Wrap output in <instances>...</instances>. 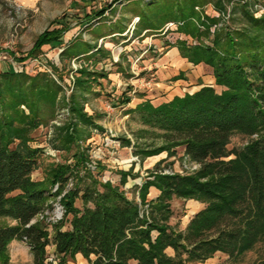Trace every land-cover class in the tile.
<instances>
[{
    "label": "trees",
    "instance_id": "16d2710c",
    "mask_svg": "<svg viewBox=\"0 0 264 264\" xmlns=\"http://www.w3.org/2000/svg\"><path fill=\"white\" fill-rule=\"evenodd\" d=\"M202 4L181 0L138 12L140 31L155 33L179 23L178 32L196 43L179 40L169 46L178 47L190 63L210 67L215 85L223 88L218 93L204 86L159 105L145 100L129 110L144 125L163 130L168 147H184L185 155L200 165L193 174L150 172L139 187V201L129 199L120 185L94 179L81 145L91 137L84 128L94 125V117L75 95L71 110L76 121L58 135L60 148L75 149L74 163H53L43 180H34L44 149L32 145V134L54 117L62 90L46 73H0V264L10 263L9 245L15 240L30 247L34 264L47 263L51 246L59 264L77 255L87 264H200L218 253L227 257L225 264H240L254 251V264H264V15L256 17L245 6L248 24L236 28L225 21L221 1L215 5L219 18L195 12ZM104 14H86L82 23ZM66 31L44 32L31 54L61 44ZM82 76L77 80L81 87L93 76L102 77L86 71ZM236 135L249 141L230 150ZM82 171L90 179L83 186ZM129 175L121 172V185ZM73 178L77 183L69 189ZM151 188L160 192L153 200ZM58 198L63 218L49 224L39 220ZM173 198L204 204L184 230L170 223Z\"/></svg>",
    "mask_w": 264,
    "mask_h": 264
},
{
    "label": "rangeland",
    "instance_id": "374dc122",
    "mask_svg": "<svg viewBox=\"0 0 264 264\" xmlns=\"http://www.w3.org/2000/svg\"><path fill=\"white\" fill-rule=\"evenodd\" d=\"M180 1L0 0V73H27L30 76L46 73L62 90L54 117L32 134V145L44 149L38 169L32 175L34 180H43L45 171L53 163H74L75 149L68 153L60 148L58 141L59 130L68 122L76 121L71 110L73 95L84 111L94 117V125L84 128L90 139L81 142L89 155L94 179L120 185L129 199L139 201V187L149 179L150 172L193 174L200 169L197 162L185 155L184 147H168L163 130L146 126L138 114L129 113L140 101L162 103L155 100L162 97L166 88L159 92L156 88L167 81L162 80L158 72L172 67L164 58L175 48L171 45H176L179 40H192L178 32L180 24L175 22L166 24L159 32L140 31L138 15L151 9L153 4ZM218 1L227 8L224 19L232 27L248 24L243 14L245 6L256 17L264 15V0H204V4L195 6V12L219 18L220 13L215 7ZM104 10L102 17L89 24L82 23L86 14ZM159 19V16L151 17L154 22H160ZM64 27L67 31L61 37V44L44 45L40 51L31 54L41 34ZM215 28L211 31L215 32ZM84 71L102 77L93 76L86 87L78 86L77 80L83 77ZM213 85L218 93L223 90L215 83ZM248 141L249 138L236 135L228 148H241ZM151 152L154 153L151 155ZM122 171L130 173L124 185H121ZM81 176L84 179L82 186L90 181L85 171ZM76 183L77 179L73 178L68 188H73ZM159 195L157 189H150V200ZM52 205L39 220L46 219L49 224L63 218L60 198ZM171 205L170 223L179 230H184L192 215L204 207L199 201L178 198H173ZM77 206H82L81 200ZM51 248L53 246L48 249L50 255L46 264H59ZM9 255V264H34L31 249L24 241H13L9 245ZM256 258V251L249 252L240 264H254ZM211 260L222 263V256L216 254ZM85 261L77 255L67 264H85Z\"/></svg>",
    "mask_w": 264,
    "mask_h": 264
},
{
    "label": "crops",
    "instance_id": "0c3cea01",
    "mask_svg": "<svg viewBox=\"0 0 264 264\" xmlns=\"http://www.w3.org/2000/svg\"><path fill=\"white\" fill-rule=\"evenodd\" d=\"M164 59L170 61L172 67L167 66L169 67L168 70L167 68L166 70L159 69L158 74L161 79L166 80L167 82L161 83V85L158 86L159 88H156L158 92L163 88L166 89L164 92L165 95L163 94L161 98H158L155 101L161 100L163 103L170 101L174 96H184L186 93L193 94L204 86H214L213 83H215V78L213 70L204 64L196 66L193 63H190L187 59H184L181 56L178 47L172 48ZM164 65L165 63L162 64V67H164ZM139 81L140 80L136 82ZM189 86L192 87L190 88ZM145 98L148 99V96H145ZM51 249L52 251H55L54 247ZM218 254L222 256V263H220V260L219 262L215 260H208L207 262L200 264H225L227 257L221 253ZM85 264H87L86 261Z\"/></svg>",
    "mask_w": 264,
    "mask_h": 264
},
{
    "label": "built area",
    "instance_id": "2783aa9c",
    "mask_svg": "<svg viewBox=\"0 0 264 264\" xmlns=\"http://www.w3.org/2000/svg\"><path fill=\"white\" fill-rule=\"evenodd\" d=\"M188 41H189V40H188ZM189 43H196V42H195V41H193V40H190V41H189Z\"/></svg>",
    "mask_w": 264,
    "mask_h": 264
}]
</instances>
